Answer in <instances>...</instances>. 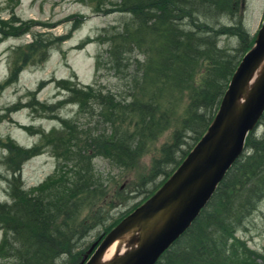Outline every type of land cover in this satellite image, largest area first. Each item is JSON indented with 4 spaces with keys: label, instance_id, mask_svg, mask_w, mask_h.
Returning a JSON list of instances; mask_svg holds the SVG:
<instances>
[{
    "label": "trees",
    "instance_id": "trees-1",
    "mask_svg": "<svg viewBox=\"0 0 264 264\" xmlns=\"http://www.w3.org/2000/svg\"><path fill=\"white\" fill-rule=\"evenodd\" d=\"M122 2L130 20L105 38L109 43L108 64L127 89L122 93L90 89L87 98L96 106V128L100 131H87L85 140L83 130L80 134L67 130L54 135L75 150L66 149L64 164L37 192L12 182V203H0L8 232L0 245V264H60L64 255L78 264L83 252L78 249V240L91 222L78 221L83 228L79 231L72 222L79 216L82 203L94 205L105 196L92 157L104 156L121 168L135 166L148 151L147 142L155 141L171 122L162 124L164 105L174 106L178 96L186 95V116L176 122L179 128L174 141L163 147L164 156L153 160L151 174L141 181L146 186L162 178L150 195L206 130L232 74L253 43L242 23L220 24L223 16H233L236 0ZM226 34L239 36L240 47H221L220 39ZM146 36L149 48L138 59L131 51L133 46H141ZM127 42L132 43L130 49ZM259 128L262 132L248 137L247 152L231 167L208 206L157 264H264V253L254 251L237 237L239 228L264 200V115ZM54 136H47L48 144L54 142ZM187 137L192 144L187 143ZM82 142L84 146H80ZM61 212L63 222L58 223ZM117 221L107 224L105 232Z\"/></svg>",
    "mask_w": 264,
    "mask_h": 264
},
{
    "label": "rangeland",
    "instance_id": "rangeland-1",
    "mask_svg": "<svg viewBox=\"0 0 264 264\" xmlns=\"http://www.w3.org/2000/svg\"><path fill=\"white\" fill-rule=\"evenodd\" d=\"M236 2L238 5L233 6V16H223L220 24L231 25L238 21L243 23L251 36L257 34L264 18V0ZM124 7L120 0H0V31L3 32L0 35L1 203L10 204L13 201V168L22 169L20 180L25 183V187L32 189L56 170L58 160L51 150L57 148L42 144V139L62 135L67 130L78 134L82 128L94 130L97 110L87 100L89 86L118 90L119 93L126 91V83L119 81L107 65L101 68L97 76L95 68L96 55L100 51L102 58L109 60L108 43L95 40L99 39L98 35L102 32L110 37L114 31L122 28L124 21L129 22L130 13L127 14ZM33 33L36 34L35 38ZM145 39L141 46H133L131 51L138 59H142L149 48L148 36ZM131 44L127 42L129 49ZM219 45L224 49L239 48V36L226 34L221 37ZM11 62L18 64V68L15 76L8 78ZM69 77L75 81L65 80ZM70 94H74L77 104L60 102ZM187 103L185 95L178 96L174 106L167 108L164 105L165 118L162 124L171 122L155 141L147 142L145 149L148 151L135 166H112L102 156H95L96 172L102 177L99 185L105 196L94 205L82 203L79 216L72 222L78 231L83 230L78 221L84 219L91 222V226L82 231L83 238L78 240L79 250L86 251L103 236L107 224H112L123 213L146 199L151 189L162 179L148 182L146 186L141 185V181L151 174L152 161L163 157V147L174 140V134L179 128L176 122L186 116ZM51 130L61 131L48 134ZM261 132L262 128L258 134ZM82 137H87V133H83ZM188 141L189 144L193 143L192 139ZM57 142L65 150H75L73 145H68L62 139L59 141L54 136V143ZM32 146H36L40 154L32 157V151L27 150ZM84 202L87 204V201ZM95 215L104 219L99 222ZM63 216V212L59 213L58 223L63 222ZM6 221L0 214L1 227H6ZM237 234L248 247L264 253V200ZM59 263L69 264L68 256L64 255Z\"/></svg>",
    "mask_w": 264,
    "mask_h": 264
},
{
    "label": "water",
    "instance_id": "water-1",
    "mask_svg": "<svg viewBox=\"0 0 264 264\" xmlns=\"http://www.w3.org/2000/svg\"><path fill=\"white\" fill-rule=\"evenodd\" d=\"M255 43L235 71L207 133L175 174L108 234L86 264H154L207 205L264 114V24ZM118 241L116 253L104 259Z\"/></svg>",
    "mask_w": 264,
    "mask_h": 264
},
{
    "label": "bare ground",
    "instance_id": "bare-ground-1",
    "mask_svg": "<svg viewBox=\"0 0 264 264\" xmlns=\"http://www.w3.org/2000/svg\"><path fill=\"white\" fill-rule=\"evenodd\" d=\"M121 241H118L116 244H114L113 246H111L105 253L104 255V259H109L110 257H112L115 253H116V245L120 244ZM124 249V248H123Z\"/></svg>",
    "mask_w": 264,
    "mask_h": 264
}]
</instances>
